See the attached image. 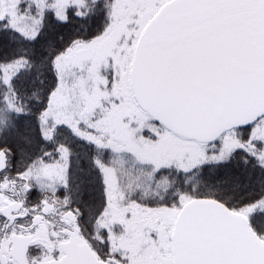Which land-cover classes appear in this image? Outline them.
<instances>
[{"label":"snow or ice","instance_id":"snow-or-ice-1","mask_svg":"<svg viewBox=\"0 0 264 264\" xmlns=\"http://www.w3.org/2000/svg\"><path fill=\"white\" fill-rule=\"evenodd\" d=\"M0 264H264V0H0Z\"/></svg>","mask_w":264,"mask_h":264}]
</instances>
